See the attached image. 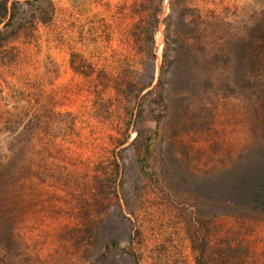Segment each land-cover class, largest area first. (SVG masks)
<instances>
[{
	"label": "rangeland",
	"instance_id": "1",
	"mask_svg": "<svg viewBox=\"0 0 264 264\" xmlns=\"http://www.w3.org/2000/svg\"><path fill=\"white\" fill-rule=\"evenodd\" d=\"M8 7L0 264H264V0Z\"/></svg>",
	"mask_w": 264,
	"mask_h": 264
},
{
	"label": "trees",
	"instance_id": "2",
	"mask_svg": "<svg viewBox=\"0 0 264 264\" xmlns=\"http://www.w3.org/2000/svg\"><path fill=\"white\" fill-rule=\"evenodd\" d=\"M8 2L9 0H1L0 1V24L4 22V20L7 18L8 15ZM258 26V25H256ZM264 36V35H263ZM2 31L0 30V44L2 43L3 38ZM262 42V44H261ZM264 44V38L257 36L254 38L252 35H250V71H253L256 66L264 67V49H262V46ZM257 54V58H254L253 56ZM30 127L32 128L33 121L30 118ZM29 128V127H28ZM28 128H26L24 131L20 133L19 136L26 135L28 132ZM16 133V132H15ZM262 182L259 184V188L264 191V179H260Z\"/></svg>",
	"mask_w": 264,
	"mask_h": 264
}]
</instances>
